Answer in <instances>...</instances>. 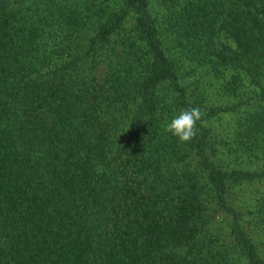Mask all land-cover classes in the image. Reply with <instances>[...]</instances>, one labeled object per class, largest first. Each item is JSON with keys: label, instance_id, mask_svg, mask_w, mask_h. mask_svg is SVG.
I'll return each instance as SVG.
<instances>
[{"label": "trees", "instance_id": "16d2710c", "mask_svg": "<svg viewBox=\"0 0 264 264\" xmlns=\"http://www.w3.org/2000/svg\"><path fill=\"white\" fill-rule=\"evenodd\" d=\"M0 264H264V0H0Z\"/></svg>", "mask_w": 264, "mask_h": 264}, {"label": "clouds", "instance_id": "9594fccd", "mask_svg": "<svg viewBox=\"0 0 264 264\" xmlns=\"http://www.w3.org/2000/svg\"><path fill=\"white\" fill-rule=\"evenodd\" d=\"M198 122L203 123L199 107H189L173 117L165 125V131L172 133L180 143L190 142L197 134Z\"/></svg>", "mask_w": 264, "mask_h": 264}]
</instances>
